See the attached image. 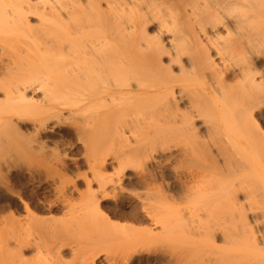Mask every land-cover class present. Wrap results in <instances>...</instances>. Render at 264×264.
Wrapping results in <instances>:
<instances>
[{
	"label": "bare ground",
	"instance_id": "1",
	"mask_svg": "<svg viewBox=\"0 0 264 264\" xmlns=\"http://www.w3.org/2000/svg\"><path fill=\"white\" fill-rule=\"evenodd\" d=\"M1 38L22 51L0 63V149L21 143L45 165L46 140L74 136L90 179L67 190L87 210L120 191L134 162L189 165L181 198L200 197L183 205L189 223L142 210L173 262L264 264V0H0ZM14 168L0 160L1 185ZM4 189L26 214L4 221L9 253L23 264L56 255L46 244L57 238L42 242L52 229ZM54 203L73 212L43 209Z\"/></svg>",
	"mask_w": 264,
	"mask_h": 264
},
{
	"label": "rangeland",
	"instance_id": "2",
	"mask_svg": "<svg viewBox=\"0 0 264 264\" xmlns=\"http://www.w3.org/2000/svg\"><path fill=\"white\" fill-rule=\"evenodd\" d=\"M4 40V38L0 39L1 64H5L3 62L7 59H11L14 51L16 53L22 51L17 47L16 50L15 48L4 47L6 46L5 43H1ZM10 50L12 51L10 52ZM258 122L264 131V116L258 115ZM53 139L46 140L45 145L48 146L42 151L44 152L43 158L46 161L45 165H41L40 155L35 154L38 152L37 150L24 151L21 143H18L14 150L0 149V160L9 161L11 165L15 166L16 172L5 173V171H2L4 177L1 179L2 185L0 184V264L22 263V261H19L20 259L16 258V255L13 256V252L9 253V248H12V245H8L6 238L7 233L11 232L13 227L8 224L7 230L4 229V221L14 222L11 215L15 219L26 221V214L23 212L18 199L9 197L5 193V184L8 188L18 191L23 201L29 203L34 209L33 211L44 220L41 223V229L43 226L52 229L51 232L53 233L42 242L53 240L52 238H57V240L59 238V241L62 242L60 248L57 247V240L54 243L45 242L47 248L57 252L59 250L60 253L58 252L57 255L56 252L55 255L53 252V256L48 254L45 259L40 258V261L36 258L33 264L35 262V264H175L173 262L175 258L170 253L171 249L168 250L171 247L170 244L167 245L166 241L158 234L159 227L150 225V220L143 217L142 210L145 209L150 214L156 213L155 216H157V212L152 211V209H155L153 207L156 206L159 216L162 214L166 219V224L173 225L174 223L177 226L178 224L189 223L188 213L184 212L183 205L184 207L187 204L192 205L190 199L194 204L200 200L199 196L190 197L189 202L186 204V201L181 198V189L183 190L186 184V176L190 166L175 160L164 163V165L151 162H134L130 170L123 172L124 179L120 191L116 189L111 191L106 199H100L99 209L88 208L87 210V208L83 207L82 209L81 207L83 206L81 205V197L77 193L70 196L67 190L75 185V182L79 193L86 190L83 179L84 177L90 179V173L85 165V160L82 159L84 147L76 144L74 136L63 135L62 137L56 136ZM112 172L111 165H107L102 174L106 173L104 176L108 177L113 175ZM144 173H149L148 177L150 176V179L141 183V174ZM91 187L92 190L97 192L94 183L91 184ZM156 188H163V197H157ZM62 190L67 191L68 195L66 197L62 195ZM165 192L173 198L178 208H181V216L171 214L168 208V203H171V201L166 197ZM156 199L160 202L161 207L159 204L156 205ZM54 201H63L65 206H70L72 208L71 212L74 213L59 211L58 207H55L56 203L50 211H46V207L43 209V205L51 204ZM151 204H154L153 207ZM75 217H79L77 218L79 220ZM160 240L162 241L160 242ZM129 243L132 244L129 246Z\"/></svg>",
	"mask_w": 264,
	"mask_h": 264
}]
</instances>
